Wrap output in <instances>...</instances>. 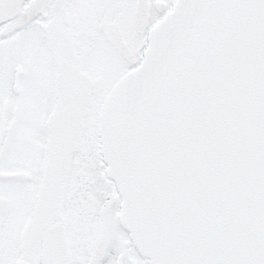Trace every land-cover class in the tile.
<instances>
[{
    "label": "snow or ice",
    "instance_id": "obj_1",
    "mask_svg": "<svg viewBox=\"0 0 264 264\" xmlns=\"http://www.w3.org/2000/svg\"><path fill=\"white\" fill-rule=\"evenodd\" d=\"M0 264H264V0H0Z\"/></svg>",
    "mask_w": 264,
    "mask_h": 264
}]
</instances>
